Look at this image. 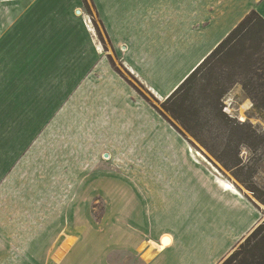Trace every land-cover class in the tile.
Returning <instances> with one entry per match:
<instances>
[{
    "label": "crops",
    "instance_id": "1",
    "mask_svg": "<svg viewBox=\"0 0 264 264\" xmlns=\"http://www.w3.org/2000/svg\"><path fill=\"white\" fill-rule=\"evenodd\" d=\"M87 1L0 0V264H217L263 214L124 72L163 101L264 0Z\"/></svg>",
    "mask_w": 264,
    "mask_h": 264
},
{
    "label": "rangeland",
    "instance_id": "2",
    "mask_svg": "<svg viewBox=\"0 0 264 264\" xmlns=\"http://www.w3.org/2000/svg\"><path fill=\"white\" fill-rule=\"evenodd\" d=\"M92 15L105 42L95 13ZM124 75L176 126L199 154L260 208L263 218L259 222L264 220V203L257 198H264V32L255 39L247 33L242 34L209 59L180 91L179 96L188 90L187 97L198 112L199 139L166 113L161 101L149 94L135 77L128 72ZM244 122L245 126L241 127ZM216 155L221 156L226 165ZM250 232L217 264L237 249Z\"/></svg>",
    "mask_w": 264,
    "mask_h": 264
},
{
    "label": "trees",
    "instance_id": "3",
    "mask_svg": "<svg viewBox=\"0 0 264 264\" xmlns=\"http://www.w3.org/2000/svg\"><path fill=\"white\" fill-rule=\"evenodd\" d=\"M260 25L264 26V18L255 9H251L183 81L161 101L163 110L197 139H199L198 132L201 130L198 125V112L187 97L188 90H184L183 94L179 96L180 91L196 77L209 59L225 46L237 40L242 34L247 33L250 38H257L260 32H264V28H254V26L259 27ZM223 116L228 118L224 113ZM240 125L244 127L245 122ZM216 157L224 163L221 156L216 155ZM224 165L226 164L224 163ZM257 198L264 203V198L260 196ZM220 264H264V220L257 223L239 247L232 251Z\"/></svg>",
    "mask_w": 264,
    "mask_h": 264
},
{
    "label": "bare ground",
    "instance_id": "4",
    "mask_svg": "<svg viewBox=\"0 0 264 264\" xmlns=\"http://www.w3.org/2000/svg\"><path fill=\"white\" fill-rule=\"evenodd\" d=\"M171 242V237L170 236H163L162 239H161V244L162 246H167L169 245Z\"/></svg>",
    "mask_w": 264,
    "mask_h": 264
}]
</instances>
